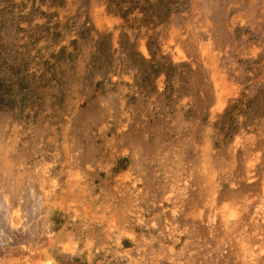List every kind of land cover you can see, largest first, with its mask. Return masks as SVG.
Listing matches in <instances>:
<instances>
[{"label":"rangeland","instance_id":"obj_1","mask_svg":"<svg viewBox=\"0 0 264 264\" xmlns=\"http://www.w3.org/2000/svg\"><path fill=\"white\" fill-rule=\"evenodd\" d=\"M120 128L161 198L84 178L70 218L71 149ZM0 200V264H264V0H0Z\"/></svg>","mask_w":264,"mask_h":264},{"label":"crops","instance_id":"obj_2","mask_svg":"<svg viewBox=\"0 0 264 264\" xmlns=\"http://www.w3.org/2000/svg\"><path fill=\"white\" fill-rule=\"evenodd\" d=\"M121 132L126 133L122 134ZM95 138L102 140L91 145L86 153L82 148H75L71 149L69 154V167L65 169V176L69 182L64 185L66 195L63 207L75 214L70 218L84 217L85 212L82 213V210L84 202L87 201L83 197L84 190L81 187L82 185L85 187L84 178H88L86 187H91L93 193L89 199L91 201V205L88 206L90 212L99 210L96 202L99 198L97 193L98 190L103 192V187L104 190H109V201H112L113 198L119 201V205H117L119 210L121 209L120 201H123L124 198H127L128 202H137V198L140 196L142 199L140 201L145 204L161 198L160 194L152 192L153 189L165 185L163 181L166 180L165 177L162 178L158 166L154 167L163 159L161 139H152L145 132L143 135H137L136 132L126 131L125 128H120L115 131V134L110 135L101 130L95 135ZM103 138H108L106 147H104L105 140ZM172 177H176V175L174 174L170 178ZM131 186L144 187V192L139 196L135 192H125V189ZM50 198L49 196V202H56V194L52 199ZM131 207L128 205V208ZM93 235L95 241L102 237V233L96 231L93 232Z\"/></svg>","mask_w":264,"mask_h":264},{"label":"bare ground","instance_id":"obj_3","mask_svg":"<svg viewBox=\"0 0 264 264\" xmlns=\"http://www.w3.org/2000/svg\"><path fill=\"white\" fill-rule=\"evenodd\" d=\"M5 204V203H4ZM5 207L3 205V202L0 200V222L2 221L3 218L6 217L5 211H4ZM1 229V228H0ZM2 238V232H0V241ZM1 246V245H0ZM1 254V253H0Z\"/></svg>","mask_w":264,"mask_h":264}]
</instances>
